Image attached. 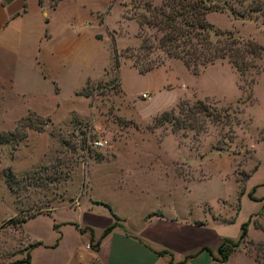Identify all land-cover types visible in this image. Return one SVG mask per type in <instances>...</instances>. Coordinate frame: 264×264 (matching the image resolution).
I'll list each match as a JSON object with an SVG mask.
<instances>
[{"label": "rangeland", "instance_id": "obj_1", "mask_svg": "<svg viewBox=\"0 0 264 264\" xmlns=\"http://www.w3.org/2000/svg\"><path fill=\"white\" fill-rule=\"evenodd\" d=\"M164 1L122 0L118 44L109 31L98 54L62 62L54 79L0 82V264L95 261L97 241L65 224L81 222L89 197L132 221L139 207L163 203L232 222L249 199L255 227L244 222L236 247L264 264L263 15L253 0H228L240 14L209 10L211 40L238 41L232 56L243 68L228 55L187 66L150 22Z\"/></svg>", "mask_w": 264, "mask_h": 264}, {"label": "crops", "instance_id": "obj_2", "mask_svg": "<svg viewBox=\"0 0 264 264\" xmlns=\"http://www.w3.org/2000/svg\"><path fill=\"white\" fill-rule=\"evenodd\" d=\"M122 10V0H0V82L14 86L19 76L54 79L62 62L98 54L103 43L111 42L109 31L118 44ZM135 30L132 26L127 33ZM85 204L78 206L81 222L65 224L97 241L95 261L87 264H250L241 245L226 258L219 251L225 239L242 240V224L249 222L253 208L249 199L232 222L195 219L187 209L177 212L163 203L139 207L132 221L92 197ZM81 225L89 228L81 231ZM254 227L249 222L248 232ZM60 240L62 235L57 246ZM82 251L76 248L75 255Z\"/></svg>", "mask_w": 264, "mask_h": 264}, {"label": "trees", "instance_id": "obj_3", "mask_svg": "<svg viewBox=\"0 0 264 264\" xmlns=\"http://www.w3.org/2000/svg\"><path fill=\"white\" fill-rule=\"evenodd\" d=\"M253 2L256 6L252 11L260 10L264 22V2L262 0H253ZM166 8H168V10H166ZM212 9H230L236 14H240L236 7L230 4L228 0H165L159 7L158 12L155 11L154 19L150 20V22H154L161 30H164L161 37V44L164 49L167 50L168 54L183 59L187 66L194 65L197 67L199 64L213 62L216 58H223L228 55L234 64L241 70L243 65H241L237 59H233L232 56L234 52L232 46L238 41H234L230 36L225 37L223 40L218 39L215 41L216 43L211 40V31L209 30H212V26L206 21L204 16L205 13ZM213 32L215 34L222 33L216 32L214 29ZM98 36L101 37L100 35ZM218 42H222V44L215 45ZM248 43L250 46L254 45V43ZM142 45L143 42L140 47H142ZM257 46L262 51L264 50L263 46ZM112 51L115 65L119 67L118 51L115 47H112ZM248 51L253 53L251 48ZM152 67V65H148L143 70L146 71ZM111 228L112 226L107 227L103 235ZM246 234L247 230L244 223L242 224L241 237L243 238ZM237 245L238 242L225 239L219 248L222 258H226ZM56 246L57 241L52 247ZM21 262H29V259L22 260Z\"/></svg>", "mask_w": 264, "mask_h": 264}, {"label": "built area", "instance_id": "obj_4", "mask_svg": "<svg viewBox=\"0 0 264 264\" xmlns=\"http://www.w3.org/2000/svg\"><path fill=\"white\" fill-rule=\"evenodd\" d=\"M96 146L102 147L108 144V140L106 138H99L94 141Z\"/></svg>", "mask_w": 264, "mask_h": 264}]
</instances>
